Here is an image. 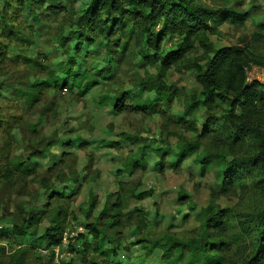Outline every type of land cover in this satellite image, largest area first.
I'll use <instances>...</instances> for the list:
<instances>
[{
	"label": "rangeland",
	"instance_id": "obj_1",
	"mask_svg": "<svg viewBox=\"0 0 264 264\" xmlns=\"http://www.w3.org/2000/svg\"><path fill=\"white\" fill-rule=\"evenodd\" d=\"M90 1L49 0V5L61 10L52 13L43 4L35 7L38 18L34 20L18 9V0H0V48L5 51L0 63V167H11V174L0 182V264H12L11 255L21 249L26 251L25 264H82V257L104 264H169L159 247L147 254L135 242L166 235L197 238L200 210L209 203L219 205L229 216L224 233L229 247L220 251V264H240L252 249L253 220L264 212V167L259 165L249 173L250 167L240 164L235 170L239 175L228 183L223 182L215 164L202 175L191 158L177 167L169 164L177 161L171 153L185 141H196L200 151L224 153L228 159L257 154L256 143L251 137L234 136L227 105L215 96L213 106L199 103L187 113L190 97L204 99L196 71L182 64L173 65L163 77L170 92L167 106L161 103L150 114H109L106 97L133 91L140 82L156 85L157 79L153 67L143 63V56L151 54L145 45L149 36L134 13L125 20V31L111 39L110 58L95 53L83 40L68 39L71 36L61 45L58 36L76 30ZM194 2L224 14L247 12L242 26L225 18L211 40L216 48L241 45L264 57V0ZM3 20L15 22L22 34L9 38ZM158 28L153 30L155 34ZM174 43L166 38L161 50ZM73 49L84 76L106 65L108 77L99 76L98 84L84 94L80 89L42 88L39 83L46 80L50 69L62 59L67 61ZM188 55L194 58L199 51ZM29 93L31 97L25 100L24 94ZM142 96L156 98L154 91H144ZM178 118L182 121L177 123ZM247 119L264 130V103L254 105ZM134 159L146 163L145 167L132 164ZM158 159L164 164L162 171L151 167ZM145 189H152L153 195L131 198V192ZM178 192L188 196L194 210L178 201ZM118 194L126 207L117 213V226L109 228L105 222L110 216L103 210L114 214L111 204ZM154 210L160 220L157 226L146 222ZM59 212L64 214L65 243L56 260L51 249L44 244L38 247L35 240ZM29 213H39L41 223L33 229L34 236L18 237L14 226ZM88 224L109 237L110 244L105 241L96 250L98 242L86 228ZM114 248H118L116 254Z\"/></svg>",
	"mask_w": 264,
	"mask_h": 264
},
{
	"label": "trees",
	"instance_id": "obj_2",
	"mask_svg": "<svg viewBox=\"0 0 264 264\" xmlns=\"http://www.w3.org/2000/svg\"><path fill=\"white\" fill-rule=\"evenodd\" d=\"M18 1V9L25 10L26 12L23 14L34 17L36 20L38 10L35 7L47 5L49 0ZM46 10L56 13L61 9L55 4H48ZM133 13L138 15L143 29L148 32L149 37L145 45L151 54L143 56L142 59L145 65L153 67L157 84L140 82L133 91L118 93L111 99L106 97L104 105L107 107L108 113L130 111L150 114L155 112L161 103L167 106L170 92L163 82V77L173 65L182 64L186 69L196 71V81L201 87L200 94L204 99L198 101L194 96L190 97L187 102V113L196 109L199 103L213 106L215 101L212 98L215 96L221 103L224 102L227 105L226 110L234 136L251 137L257 145L258 153L243 159H228L224 153L211 154L206 150L200 151V145L196 141H185L177 144L176 149L171 153L177 161L169 165L177 167L184 159L191 158L192 162L199 166L200 175H202L215 164L223 182L227 181L228 183L239 175L235 173V170L240 164L250 167L249 173H254L255 168L259 165L264 167V130L251 124L247 119V114H250L254 105L264 103V94L257 83L247 84L244 76V67L249 63L264 67V57L254 55L247 47L241 45L216 48L211 40V36L219 33V28L225 18L242 26L249 14L235 11H228L224 14L217 9L194 2V0H91L78 18L76 30L70 32L66 37L61 34L58 39L63 46L69 36L71 37L68 39L75 38L77 43L83 40L86 45L93 47L95 53H104L110 58L113 55L111 39L119 32L125 31V20L129 19ZM1 17L3 18L2 15ZM156 27H159L157 34L153 32ZM2 28L9 38H17L22 34L15 22H4L3 20ZM166 38L175 40L174 46L168 50H161V42ZM196 49L199 51V55L190 58L188 54L194 53ZM1 50L0 48V63L4 62L5 58V51ZM15 56L19 57L17 53ZM66 58L67 61L62 59L54 66V70L50 69L46 80L39 83L42 88L68 89L70 91L80 89L84 94L98 84L99 76L108 77L105 74L110 71V68H106V65L96 70L91 76H84L81 70V60L74 49ZM22 59L24 58L22 57ZM155 64L157 67L154 66ZM37 85L33 84V86ZM144 91L146 93L154 91L156 98L142 99ZM30 93L24 94L25 100L31 97ZM180 119L178 118L176 122L182 121ZM132 161V164L139 167L146 165L136 159ZM163 165L162 160L158 159L151 167L155 171H162ZM9 174H11V167H0V182ZM152 195V189H145L138 193L131 192V198L136 200H142ZM177 199L187 203L190 210L195 209V205L189 202L188 196L184 192H178ZM124 206L126 207L118 194L115 202L111 204V211L114 214L110 215L106 209L103 210L107 216H110L109 220L105 222L107 227L117 226V213ZM92 207L90 211H92ZM200 216L202 219L199 220L197 238L180 239L166 235L151 242L143 238L137 240L135 244L140 245L147 254L159 247L163 254L162 258L169 264L178 262L182 264H220L223 256L220 251L229 247L226 237H224V233L229 228L228 212L217 204L209 203L201 208ZM63 218L64 214L59 212L48 220L43 234L35 240L38 247L44 244L45 249H51L54 252L53 248L62 243L65 232ZM41 220L42 216L39 213H29L19 225L14 226L15 234L18 237L34 236L33 229L41 223ZM146 222L154 226L158 225L160 220L156 210L152 212ZM86 228L98 242L96 250H101L100 246L105 241L110 244L111 240L102 231L96 232L90 224ZM241 228L244 230L242 223ZM252 231L254 242L251 252L240 264H264V212L253 220ZM117 250L118 248L113 249L114 254ZM25 257L26 251L21 249L11 255L10 261L12 264H25ZM82 259V264H104L84 257Z\"/></svg>",
	"mask_w": 264,
	"mask_h": 264
},
{
	"label": "built area",
	"instance_id": "obj_3",
	"mask_svg": "<svg viewBox=\"0 0 264 264\" xmlns=\"http://www.w3.org/2000/svg\"><path fill=\"white\" fill-rule=\"evenodd\" d=\"M244 76H245V82L247 84L257 83L260 86V88L264 94V67L263 66L256 65L253 63L247 64L244 67ZM63 243H65V241L62 242V245H63ZM60 245H57L53 248L56 260L59 257ZM56 262H58V261H56Z\"/></svg>",
	"mask_w": 264,
	"mask_h": 264
}]
</instances>
